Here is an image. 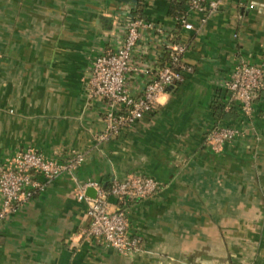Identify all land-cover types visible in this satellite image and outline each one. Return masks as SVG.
<instances>
[{"label":"crops","instance_id":"1","mask_svg":"<svg viewBox=\"0 0 264 264\" xmlns=\"http://www.w3.org/2000/svg\"><path fill=\"white\" fill-rule=\"evenodd\" d=\"M187 12L188 0H0V166L29 148L60 161L85 156L0 219V264H264V91L251 120L237 108L216 116L239 64L264 62V0H224L205 22L192 13L191 30L177 24ZM133 18L153 25L141 31L136 60L165 64V47L184 43L192 72L153 113L100 144L105 107L86 83L95 57ZM146 82L132 75L130 87ZM222 125L243 134L215 154L205 138ZM132 175L160 188L126 208L141 244L124 256L86 237L87 203L77 194L80 184L107 188Z\"/></svg>","mask_w":264,"mask_h":264},{"label":"built area","instance_id":"2","mask_svg":"<svg viewBox=\"0 0 264 264\" xmlns=\"http://www.w3.org/2000/svg\"><path fill=\"white\" fill-rule=\"evenodd\" d=\"M223 1L188 0V12L177 19V24L191 30L190 14H203L201 21L205 22L208 15L220 10ZM147 28H153V25L141 18L128 20L118 42L92 62L86 83L88 98L100 100L105 107L104 129L95 137L100 144L118 138L153 113L168 88L182 84L186 74L192 72V68L184 62L189 50L184 43H170L165 47V64L150 67L136 60L135 50L141 39V31ZM140 73L147 75V82L142 90L135 92L130 87V78ZM225 88L228 93L225 109L239 108L242 116L251 120L255 103L264 91V62L259 65L241 62ZM242 134L234 127L217 126L208 133L205 142L215 154H221L227 143ZM84 162L85 156L80 152H74L64 161L48 158L32 148L15 154L0 166V219L15 214L54 180L65 174H74ZM159 188L156 179L141 175L114 181L109 189L96 182L80 184L77 199L87 203L90 220L86 237L121 255L136 254L140 250L141 238L130 234L126 208L131 203L153 197ZM89 189L95 190L94 197L87 195Z\"/></svg>","mask_w":264,"mask_h":264},{"label":"trees","instance_id":"3","mask_svg":"<svg viewBox=\"0 0 264 264\" xmlns=\"http://www.w3.org/2000/svg\"><path fill=\"white\" fill-rule=\"evenodd\" d=\"M232 109H236V108H232ZM232 109L230 111L226 112L225 108L223 106H221V108H216L217 119L219 121H225V120L229 119L230 117L232 118L233 116H231V115H233L234 112H237V111H233ZM237 109L240 112L239 108H237ZM110 186H108L106 189H109Z\"/></svg>","mask_w":264,"mask_h":264},{"label":"water","instance_id":"4","mask_svg":"<svg viewBox=\"0 0 264 264\" xmlns=\"http://www.w3.org/2000/svg\"><path fill=\"white\" fill-rule=\"evenodd\" d=\"M87 195H88L89 197H94V196H95V190H94V189H89V190L87 191Z\"/></svg>","mask_w":264,"mask_h":264}]
</instances>
